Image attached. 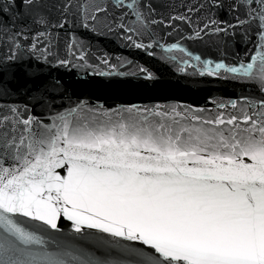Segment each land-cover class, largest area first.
<instances>
[{"label":"snow or ice","instance_id":"snow-or-ice-1","mask_svg":"<svg viewBox=\"0 0 264 264\" xmlns=\"http://www.w3.org/2000/svg\"><path fill=\"white\" fill-rule=\"evenodd\" d=\"M81 7L84 27L109 15L108 6ZM72 8L71 0L0 6V30L11 29L13 41L0 63V92H11L20 41L44 57ZM112 8L113 23L119 10L117 27L128 33L180 22L191 30L187 39L211 34L226 48L243 45L246 56L232 65L181 49L183 63L193 74L251 83L261 98L239 108L220 103L208 117L135 104L108 113L78 105L49 122L26 107L0 110V264H264V0H198L187 8L194 17L170 15L166 24L145 0H113ZM128 16L135 28L122 22ZM33 99L43 103L39 89Z\"/></svg>","mask_w":264,"mask_h":264},{"label":"water","instance_id":"water-1","mask_svg":"<svg viewBox=\"0 0 264 264\" xmlns=\"http://www.w3.org/2000/svg\"><path fill=\"white\" fill-rule=\"evenodd\" d=\"M145 2L151 3L155 9L153 18L164 19L166 24L170 15L186 14L194 17V13H188L187 8L196 5L198 0ZM4 3L6 0H0V6ZM71 3L73 8L69 14V23L63 29H52L54 39L49 45L50 51L44 57H41L39 51H32L27 41H20L21 50L16 52L20 57L16 64L20 67L16 79L7 83L11 92H0V110L9 106L21 110L26 107L32 115L49 122L58 112L78 105L96 113H108L135 104L141 108H175L182 114L186 112L188 115L208 117L220 111V103L236 101L239 108L244 105L245 98H261L260 92L251 83L201 76L198 74L199 69L196 70L197 74H193L191 64L183 63L189 59L187 52H192L201 56L202 60H223L232 65L236 63L237 54L241 58L246 56L243 45L237 43L234 48H226L220 44V37L211 34L203 36L202 40L187 39L192 34L191 30L180 22H175L176 30L156 24L150 25L140 34L128 33L117 27L121 22L118 19L119 10L115 12L117 19L113 23V0H71ZM97 4L108 6L109 15L106 17L103 13L98 14L95 22L89 19L85 21L88 27H84L81 21L85 8L81 6H85L87 12L91 13ZM58 17V13H53V22ZM134 20L135 17L128 16L122 22L126 27L135 28ZM10 32L11 29L9 35H5L0 30V63H7L9 45L13 43ZM128 35H132L133 39L128 40ZM134 41L151 44L152 47L145 51L144 48H136ZM68 43L74 44L72 53L75 55L69 54L66 47ZM173 44L180 47L173 48ZM38 47L43 50V46ZM80 52L84 53L83 60L78 58ZM66 57L73 63L61 66L59 59ZM29 67L37 70L36 73L25 75L24 70ZM140 68L148 69L157 79L146 80ZM2 82L3 77L0 76ZM37 89L43 103L33 99ZM199 110L205 111L201 113ZM60 224L65 234H70L69 223L62 220Z\"/></svg>","mask_w":264,"mask_h":264}]
</instances>
